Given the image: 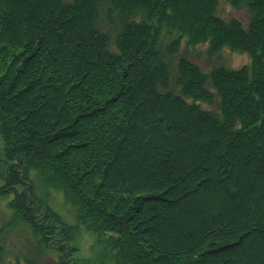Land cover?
Masks as SVG:
<instances>
[{
    "label": "trees",
    "instance_id": "16d2710c",
    "mask_svg": "<svg viewBox=\"0 0 264 264\" xmlns=\"http://www.w3.org/2000/svg\"><path fill=\"white\" fill-rule=\"evenodd\" d=\"M226 1L0 0V264L74 260L48 185L104 264H264V0Z\"/></svg>",
    "mask_w": 264,
    "mask_h": 264
},
{
    "label": "rangeland",
    "instance_id": "374dc122",
    "mask_svg": "<svg viewBox=\"0 0 264 264\" xmlns=\"http://www.w3.org/2000/svg\"><path fill=\"white\" fill-rule=\"evenodd\" d=\"M220 14H222L224 17L232 18V17H239L243 21H247L249 18V12L246 8H237L228 3L226 0H221L220 4ZM198 50H200V55H196V58L198 62L204 66L208 67L210 64L215 62H221L224 63L226 66L230 68H239L243 66L244 64H248L251 60L250 56L247 53L242 52H236L232 51L229 48H225L222 52L220 57L218 58V55L214 57H209L206 49L207 45H202L197 47ZM183 52L187 55H192L194 53L192 48H189L184 46ZM204 107L209 108L211 106L207 104H203ZM1 136V135H0ZM0 141L2 142V139L0 137ZM2 171L3 168H0ZM1 173V172H0ZM37 172L35 170L31 171L32 177H35ZM36 181L39 179L35 178ZM4 180L0 177V185L3 184ZM39 184V182H38ZM45 191L47 192V195L49 196V201L53 204L54 207H56V210L61 213V217L63 220L70 224H76L77 228L73 231V238L70 239L67 242V246L69 249H71V245H74L77 247L76 251L72 252V255L74 257V260L66 261L67 258L64 260L60 259V253L58 255L59 249L57 247L56 239L52 240V237L50 238V242L52 243L53 249L51 250H41L38 248V245L33 244H22L23 238L19 236L18 230L15 227H12L6 230H3L2 235H6L7 239L12 241L13 243L9 244V247L12 248H22L27 251H29L30 257H37V255L40 256V260L42 264H60L62 261H64V264H104V261L102 260V254H101V247L98 244V234L97 232L91 231L84 227V225L78 221L76 223V214H75V208L73 207V204L71 203L70 199L66 196L63 190L59 189L55 185H48L45 188ZM41 194V192H39ZM7 198H0V226L4 224V218L2 216L5 215L6 217H9L11 214L10 209L6 205ZM4 212V213H3ZM54 238V237H53ZM18 239V240H17ZM17 242V243H14ZM65 255V254H64ZM67 256V255H66ZM1 264H12L10 262H3ZM63 264V263H62Z\"/></svg>",
    "mask_w": 264,
    "mask_h": 264
}]
</instances>
